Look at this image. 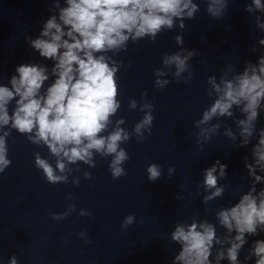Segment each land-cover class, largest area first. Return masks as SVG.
<instances>
[{"label":"clouds","instance_id":"9594fccd","mask_svg":"<svg viewBox=\"0 0 264 264\" xmlns=\"http://www.w3.org/2000/svg\"><path fill=\"white\" fill-rule=\"evenodd\" d=\"M203 11L214 21L223 20L231 0H202ZM50 15L39 34L25 36L29 48L48 63L30 62L16 65L7 83H0V174L12 165L9 138L13 131L38 147H45L49 157L35 152V167L51 185L75 186L92 172L81 170L97 166L96 157L108 159V170L116 180L125 176L128 151L122 147L133 137L138 143L147 140L154 122V104L148 92L140 101L128 100L130 110L143 113L129 130L123 117L113 120L122 107L118 99L117 74L125 67L117 57L140 41L155 43L161 33L177 29L178 50L161 56L153 69L156 89H165L173 80L191 84V64L198 55L184 47L186 21L201 11L196 0H50ZM244 11L253 21L254 31L264 34V0H247ZM250 56L242 63L227 61L219 77L210 75L204 82L211 103L194 122L200 149L220 133L221 121L230 119L223 136L231 146L245 150L241 184L232 189L236 197L229 206L206 209L214 212V221L194 215L178 220L169 234L170 244L178 246L170 264H264V35L248 49ZM259 53V55H256ZM47 84V86H46ZM11 106V111H10ZM213 121H216L215 123ZM54 160V164L50 162ZM228 165L216 159L203 170L198 188L202 203L211 205L224 196L231 185L221 184ZM171 177L175 169H167ZM147 179L155 182L163 175L162 166L150 163ZM71 178V180H70ZM183 187V186H182ZM73 197L69 194L67 200ZM76 212L69 203L63 212L52 213L53 221H62ZM79 216L92 213L79 209ZM135 214L127 215L121 228L135 223ZM223 229L222 232L218 231ZM80 238L90 244L86 232ZM242 252L244 253L241 258ZM8 264H19L12 255Z\"/></svg>","mask_w":264,"mask_h":264}]
</instances>
